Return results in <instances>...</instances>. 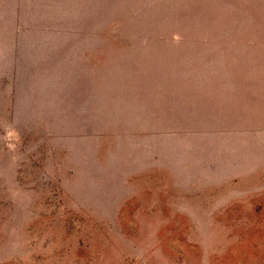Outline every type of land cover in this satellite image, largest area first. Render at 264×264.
Masks as SVG:
<instances>
[{
    "label": "rangeland",
    "instance_id": "374dc122",
    "mask_svg": "<svg viewBox=\"0 0 264 264\" xmlns=\"http://www.w3.org/2000/svg\"><path fill=\"white\" fill-rule=\"evenodd\" d=\"M0 264H264V0H0Z\"/></svg>",
    "mask_w": 264,
    "mask_h": 264
}]
</instances>
